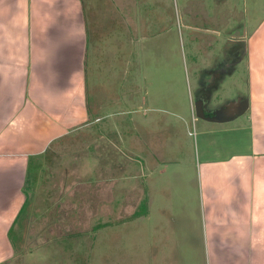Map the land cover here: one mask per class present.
<instances>
[{
    "label": "crops",
    "instance_id": "1",
    "mask_svg": "<svg viewBox=\"0 0 264 264\" xmlns=\"http://www.w3.org/2000/svg\"><path fill=\"white\" fill-rule=\"evenodd\" d=\"M87 1L0 0V264H13L16 257L12 232L22 204L12 210L9 191L23 196L28 157L89 123L95 112L89 108V82L100 86L116 81L110 77L115 71L110 63L105 67L109 71L95 68L103 57L97 52H103L97 38L114 35L117 42L123 32L108 29L102 34L99 26L91 30L96 42L90 47V66ZM250 25L234 30L229 39L243 47L244 92L233 96L227 110L208 109L206 92L225 91L231 64L240 59L207 67L197 80L196 96L202 97L183 112V132L193 127L192 142L185 141L189 131L187 136L166 131L161 134L171 135L169 145H161L160 153L154 154L147 120L130 117L129 155L140 163L145 178L161 168V186L148 187L147 179L143 190L130 192L140 197L127 221L96 225L102 254L120 236H99L100 231L123 225L128 226L130 242L125 250L137 264H264V10ZM103 71L109 76L102 78ZM94 116L93 122L100 121ZM167 179L177 181V186H164ZM12 180H18L15 188ZM80 259L73 258V264H81Z\"/></svg>",
    "mask_w": 264,
    "mask_h": 264
},
{
    "label": "rangeland",
    "instance_id": "2",
    "mask_svg": "<svg viewBox=\"0 0 264 264\" xmlns=\"http://www.w3.org/2000/svg\"><path fill=\"white\" fill-rule=\"evenodd\" d=\"M85 3L89 36L86 53L90 66L93 64L90 47L96 42L91 30L99 26L102 34L108 29L123 32L117 42L113 34L97 38L103 47V52L100 48L97 52L103 57L95 68L109 71L105 67L110 63L115 70L113 77L110 72V77L116 81L87 85L89 108L100 121L93 122L95 116L91 113L88 124L50 141L40 154L33 156L37 181L33 188L31 182L26 184L27 206L14 222L12 239L17 242L13 264H73V258H85L79 260L81 264L138 263L131 261L132 253L125 250L130 244L128 226L100 231L99 236H120L116 244L105 246L103 254L100 247L104 245L98 241L96 227L103 221H127L140 197L130 196V192L143 190L147 179L148 187L160 189L161 186V168L152 173L154 177L145 178L140 163L129 155V119L134 116L137 120H147L145 130L150 132L147 137H151L149 148L156 149L152 151L154 154L160 153L161 145H169L171 135L161 134L166 131L186 136L189 131L191 134L185 141L192 142L193 127L184 133L186 126L182 118L183 112L196 105V97H202L196 96L200 88L197 80L207 73V67L240 59L237 65L231 64L232 76L228 78L231 82L225 91L219 94L220 89L214 88L210 95L206 92L208 109H223L222 106L229 109L233 96L244 92L245 78L243 47L229 39L234 30L244 25L248 29L264 10V0H89ZM109 44L115 46L113 49L120 44L119 50H113ZM196 66L200 67L198 73ZM105 71L102 78L109 76ZM133 90L135 95L130 93ZM134 109L137 112H132ZM169 155L178 157L174 153ZM140 157L144 161V155ZM153 162L157 160L153 158ZM14 181L15 188L18 180ZM170 183L178 184L168 179L163 181L164 186ZM21 192L23 196L15 189L9 191L14 202L10 204L12 210L23 205L25 194Z\"/></svg>",
    "mask_w": 264,
    "mask_h": 264
},
{
    "label": "trees",
    "instance_id": "3",
    "mask_svg": "<svg viewBox=\"0 0 264 264\" xmlns=\"http://www.w3.org/2000/svg\"><path fill=\"white\" fill-rule=\"evenodd\" d=\"M33 156H29L28 161H27V165H26V171H25V179H24V185H23V191L25 194V200L24 203L22 205V207L19 210V213L17 214L14 222L17 221V219L22 215V213L25 210V207L27 206V202H28V196L26 193V184L31 182V188H33L36 184L37 181V171H36V166L34 165V160H33Z\"/></svg>",
    "mask_w": 264,
    "mask_h": 264
}]
</instances>
